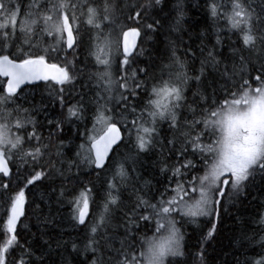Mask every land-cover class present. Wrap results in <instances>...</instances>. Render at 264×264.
Masks as SVG:
<instances>
[{"label": "snow or ice", "instance_id": "obj_1", "mask_svg": "<svg viewBox=\"0 0 264 264\" xmlns=\"http://www.w3.org/2000/svg\"><path fill=\"white\" fill-rule=\"evenodd\" d=\"M205 7L213 21L226 20L228 31L241 44L232 49L231 68L227 63L220 67L216 50L209 48L199 71L190 75L187 62L177 54L183 43L186 0H173L171 9L167 0H0V77L6 78L0 81L4 84L0 88V189L8 190L13 178L23 181L14 193L5 191L0 264H10L9 255L17 251L21 255L11 264L33 260V251L17 236L28 202L26 189L49 172L65 176L52 159L62 156L63 143L53 153L52 138L63 132L64 123L83 118V109L72 105L66 119L47 121L55 132L44 136L32 115L35 108L19 102L20 90L26 84L44 82L55 90L63 107L65 86L74 85L83 71L77 65V53L85 37L98 66L91 74L97 89L96 108L90 135L78 146L76 166L83 163L112 173L103 202L91 219L92 189L72 194V219L84 226L82 246L73 242L72 251L84 257L82 264H189L185 233L178 225L209 220L211 226L192 259V264H206L203 245L216 234L221 202L245 194L257 179L264 182V0H207ZM165 12L167 24L161 19ZM165 28L167 44L153 55L146 45ZM216 44H221L219 36ZM141 57L146 60L144 66H140ZM208 67L219 74L220 88L215 82L211 91L205 88ZM193 80L196 91L189 103L188 85ZM142 93H147L144 99ZM110 102L133 114L131 119L122 116L123 123L118 125ZM165 124L172 130L171 138L160 135ZM133 135L127 160L110 161L113 147ZM157 146L159 171L167 174L168 185L158 198L149 195L150 189L144 191L149 181H144V189L135 184L140 154ZM169 157L176 163L169 166ZM72 167L70 163L67 171ZM198 167L200 172H195ZM129 186L135 196L131 206L122 200V189ZM118 210L123 212L122 234L113 224ZM141 222H147L145 228L153 226L150 238L136 231ZM255 224L258 239L253 243L259 245L255 254L259 259L245 254L243 264H264V212Z\"/></svg>", "mask_w": 264, "mask_h": 264}, {"label": "trees", "instance_id": "obj_2", "mask_svg": "<svg viewBox=\"0 0 264 264\" xmlns=\"http://www.w3.org/2000/svg\"><path fill=\"white\" fill-rule=\"evenodd\" d=\"M26 2L27 0H25ZM206 2L207 0H186V17L183 22L185 30L181 33L183 43L179 45L177 54L187 62L190 75L199 71L200 60L207 54L209 48L216 50L217 59L221 62L220 67L227 63L231 68L232 49L239 47L241 44L238 36L228 31L225 19L217 22L208 16V10L205 7ZM172 6L173 0H167L168 9H171ZM161 19L166 24L170 22L167 12L162 14ZM167 35L168 30L165 28L164 32H158L148 42L146 47L153 55L164 50L167 44ZM171 36L175 38L176 34L172 33ZM217 36L221 40L219 45L216 44ZM186 49L190 50L188 55L184 54ZM201 49H204L203 53ZM77 55V65L83 71L78 74V79L74 85L65 86L63 107L56 98L57 93L55 90H50L44 83L20 91L23 96L19 102L26 108H35L32 115L37 123L38 131L42 132L44 136H48L50 130L55 132V126L47 123L49 119H66L67 109L72 105H77L83 109L82 119L73 118L71 122L64 123L63 132L54 135L52 138L53 153H55L56 145L63 143V147L60 149L62 156L53 155L52 159L56 162V167L65 170V176L56 175L54 171L49 172V176L45 177L44 180L37 181L35 185H30L26 189L28 202L25 205V215L17 226V236L20 243L26 248H31L34 253L33 260L29 261V264H33V262L34 264H64L66 259L70 261V264H82L84 257L73 252L71 245L75 242L78 246H82L84 226L78 225L72 219L74 208L69 201L72 199V194H78L85 187L91 188L93 198L90 200L89 210V219H91L92 213L103 202L107 191V181L112 173L111 169L105 173L104 170L99 171L83 163L79 164V168L76 166V163L80 160V157L76 155L79 150L78 146L86 143L93 127L97 89L91 74L98 67L94 56L89 52L87 37H85V43L79 49ZM145 63L146 60L141 57L140 66H144ZM236 67L239 68L238 63ZM3 80L5 79L0 78V81ZM205 81L208 83H205L204 86L209 91H211L210 85L212 82H215L217 88L222 86L219 81V74L211 67L205 70ZM252 86L256 87V82L253 81ZM3 87L4 84L0 83V88ZM203 90L202 88L201 91ZM194 91H196V84L193 80L188 85L189 103L192 102ZM217 94L219 95V93ZM146 96L147 93H142L141 99ZM110 103H112V114L118 125L123 123L122 116L131 119L133 114L121 111L120 106L115 105L114 102ZM121 129L124 133V128L121 127ZM160 135L162 138H171L172 130L165 124L160 129ZM134 140V135L132 137L125 136L124 141L117 148L119 151L117 149L114 151L110 161L127 160L129 154L133 151ZM139 161L137 164L136 186L144 189V181H149L148 189H144V191L150 189L149 195L158 198L160 193L168 187L167 174H160L159 171V162L161 161L159 146L150 153H141ZM166 162L171 166L176 163V160L169 157ZM70 163L73 165L72 170L67 171ZM10 166L13 167V165ZM13 171L15 172L14 167ZM77 171L79 175H77ZM194 171L200 172L199 167ZM97 172L102 174L97 175ZM3 180L8 182L9 178H3ZM22 185V179L18 182L13 178L10 181L8 190L0 189V197H2L0 199V221H3L6 214L7 196L5 191L14 193ZM130 188L131 186L122 189V200L128 206H131L135 199ZM62 190L64 191L63 196H61ZM262 212H264V182L259 179L246 190L245 194L233 197L227 203L222 201L216 234L203 245L206 252V264H243L245 254L249 258L259 259V256L255 255L259 251V245L253 243V240L258 239L255 221ZM122 217L123 212L118 210L113 220L114 226H118L117 230L121 234L124 231L121 226ZM145 224L147 222H141L140 229L136 231L140 236L150 238L154 234V228L150 224L145 228ZM210 226L211 221L209 220H201L198 224L182 223V225H178V227H181V231L185 233L186 252L190 254L189 264H192V259L195 253L199 251L201 241ZM249 237H252V240ZM4 238L5 233L0 227V244L3 243ZM58 242L61 243L58 244ZM139 242L137 240V244ZM42 253L43 256L41 257ZM20 255L19 251L15 255L10 254V264ZM88 255L91 256L92 254L89 253ZM36 257H41V259L36 260Z\"/></svg>", "mask_w": 264, "mask_h": 264}, {"label": "water", "instance_id": "obj_3", "mask_svg": "<svg viewBox=\"0 0 264 264\" xmlns=\"http://www.w3.org/2000/svg\"><path fill=\"white\" fill-rule=\"evenodd\" d=\"M0 78H1V79H6V78H3V77H0ZM42 83H44V82H39V83H37V84H26V85L22 86L21 90H23V89H25V88H27V87H29V86H35V85H39V84H42ZM21 90H20V91H21ZM121 132H122V134H123L122 129H121ZM123 141H124V139L121 140V142H120L119 144H117V145H115V146L113 147V149H112V153H110V155H109V160L111 159V157H112L114 151H115V150H116V149L122 144ZM106 166H107V165H106ZM96 170L101 171V170H103V169H96ZM5 178H7V177H5Z\"/></svg>", "mask_w": 264, "mask_h": 264}, {"label": "flooded vegetation", "instance_id": "obj_4", "mask_svg": "<svg viewBox=\"0 0 264 264\" xmlns=\"http://www.w3.org/2000/svg\"><path fill=\"white\" fill-rule=\"evenodd\" d=\"M36 86V85H35ZM30 88L34 87V86H29Z\"/></svg>", "mask_w": 264, "mask_h": 264}, {"label": "rangeland", "instance_id": "obj_5", "mask_svg": "<svg viewBox=\"0 0 264 264\" xmlns=\"http://www.w3.org/2000/svg\"><path fill=\"white\" fill-rule=\"evenodd\" d=\"M114 67H115V65H114Z\"/></svg>", "mask_w": 264, "mask_h": 264}]
</instances>
